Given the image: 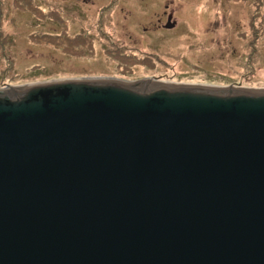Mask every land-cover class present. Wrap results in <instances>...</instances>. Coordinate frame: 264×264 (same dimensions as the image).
I'll use <instances>...</instances> for the list:
<instances>
[{
  "label": "water",
  "instance_id": "1",
  "mask_svg": "<svg viewBox=\"0 0 264 264\" xmlns=\"http://www.w3.org/2000/svg\"><path fill=\"white\" fill-rule=\"evenodd\" d=\"M0 264H264V77L0 76Z\"/></svg>",
  "mask_w": 264,
  "mask_h": 264
},
{
  "label": "rangeland",
  "instance_id": "2",
  "mask_svg": "<svg viewBox=\"0 0 264 264\" xmlns=\"http://www.w3.org/2000/svg\"><path fill=\"white\" fill-rule=\"evenodd\" d=\"M0 76L264 77V0H0Z\"/></svg>",
  "mask_w": 264,
  "mask_h": 264
},
{
  "label": "flooded vegetation",
  "instance_id": "3",
  "mask_svg": "<svg viewBox=\"0 0 264 264\" xmlns=\"http://www.w3.org/2000/svg\"><path fill=\"white\" fill-rule=\"evenodd\" d=\"M165 14H166V12H165ZM166 15H168V16H167V24H168L169 22L172 23V21H169V18H170V16H171V18H173V13L166 14ZM171 20H172V19H171ZM160 21H161V19H160ZM167 24L165 25L166 28L168 27ZM174 26H175V25H174Z\"/></svg>",
  "mask_w": 264,
  "mask_h": 264
}]
</instances>
